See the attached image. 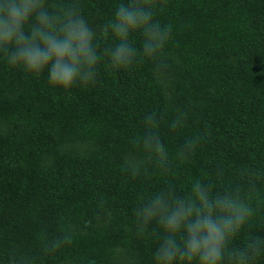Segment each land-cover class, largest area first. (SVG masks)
Wrapping results in <instances>:
<instances>
[{
    "label": "trees",
    "instance_id": "trees-1",
    "mask_svg": "<svg viewBox=\"0 0 264 264\" xmlns=\"http://www.w3.org/2000/svg\"><path fill=\"white\" fill-rule=\"evenodd\" d=\"M114 2L83 0L96 23ZM162 19L173 25L167 95L147 67H102L94 85L60 91L0 64V264H110L123 242L143 251L124 232L140 185L120 157L147 111L161 113L165 134L173 110L188 113V130L204 136L193 168L235 175L264 158V0H165ZM68 226L72 244L44 252Z\"/></svg>",
    "mask_w": 264,
    "mask_h": 264
},
{
    "label": "clouds",
    "instance_id": "clouds-1",
    "mask_svg": "<svg viewBox=\"0 0 264 264\" xmlns=\"http://www.w3.org/2000/svg\"><path fill=\"white\" fill-rule=\"evenodd\" d=\"M164 10L165 0H115L96 23L83 0H0V64L60 91L94 85L102 67L112 73L147 67L167 95L173 25L162 19ZM188 118L173 110L165 134L161 113L147 111L130 129L120 167L140 187L124 232L144 248L116 243L108 249L110 264H264V158L235 175L193 168L204 136L188 130ZM74 239L68 226L43 251L55 253ZM9 264L31 261L11 256Z\"/></svg>",
    "mask_w": 264,
    "mask_h": 264
}]
</instances>
